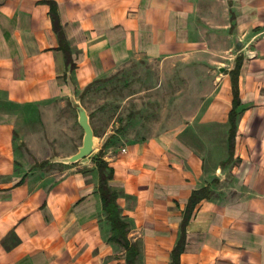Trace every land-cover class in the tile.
Here are the masks:
<instances>
[{"label":"crops","instance_id":"crops-1","mask_svg":"<svg viewBox=\"0 0 264 264\" xmlns=\"http://www.w3.org/2000/svg\"><path fill=\"white\" fill-rule=\"evenodd\" d=\"M55 1L70 65L45 0H0V264H127L109 241L97 168L40 164L58 166L59 152L80 147L68 112L76 91L136 56H209L219 72L190 122L105 150L137 263L172 264L191 194L208 187L179 264H264V0ZM219 126L228 133L221 161Z\"/></svg>","mask_w":264,"mask_h":264},{"label":"rangeland","instance_id":"rangeland-1","mask_svg":"<svg viewBox=\"0 0 264 264\" xmlns=\"http://www.w3.org/2000/svg\"><path fill=\"white\" fill-rule=\"evenodd\" d=\"M216 67L209 56L132 57L87 90L76 91L72 105L69 104L76 148L83 145L85 135L79 123L77 105L83 107L88 115L94 132L92 154L77 162H68L70 157L59 152L58 166L49 164L48 160L40 165L47 171L59 170L62 173L65 169L61 163L66 162L69 167L82 170L86 168L76 166L89 159V165L96 170L92 159L100 151L104 156L106 151H123L132 139H144L190 122L214 88L219 74ZM213 134L218 146L217 160L221 161L222 152L225 147L227 149L228 133L219 126Z\"/></svg>","mask_w":264,"mask_h":264},{"label":"trees","instance_id":"trees-1","mask_svg":"<svg viewBox=\"0 0 264 264\" xmlns=\"http://www.w3.org/2000/svg\"><path fill=\"white\" fill-rule=\"evenodd\" d=\"M45 2L50 6V18L53 26V30L58 36L59 39V48L63 50L67 64H72L71 50L66 39L62 24L60 22L57 3L55 0H45ZM241 62L238 60L236 68L231 72L233 77L234 84V103L233 109L230 112V135H229V152L230 157L234 153V137L236 133V109L239 105L238 89L236 76L238 74L239 67ZM98 80L94 81L97 82ZM93 82V83H94ZM91 83V84H93ZM88 85L85 90L90 86ZM94 163L96 164L98 173H99V182H98V193L100 194L102 200L103 210L106 212V218L111 225V236L109 238L110 242H115L120 244L126 251V261L127 264H138L137 257L139 255V247L136 242H132L129 237V224L124 219L122 215L121 208L117 202L118 193L111 189L110 180L113 178V168L109 163L103 158V152L100 151L96 158H93ZM210 196V190L208 187H204L198 190H194L189 199L188 205L185 210L184 219L182 222V235L172 252V264H179L180 255L184 249L185 242V228L188 224L192 213L197 206V204Z\"/></svg>","mask_w":264,"mask_h":264},{"label":"water","instance_id":"water-1","mask_svg":"<svg viewBox=\"0 0 264 264\" xmlns=\"http://www.w3.org/2000/svg\"><path fill=\"white\" fill-rule=\"evenodd\" d=\"M74 100V99H73ZM79 111V123L85 131L83 145L79 148V151L68 158V162H77L81 159H85L94 151V132L89 123L88 115L83 107L77 105Z\"/></svg>","mask_w":264,"mask_h":264}]
</instances>
